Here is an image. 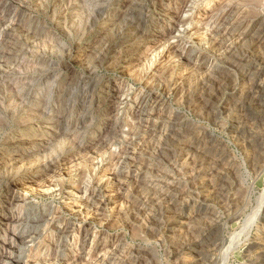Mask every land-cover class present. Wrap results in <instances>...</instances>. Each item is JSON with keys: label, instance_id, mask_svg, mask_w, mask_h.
<instances>
[{"label": "rangeland", "instance_id": "374dc122", "mask_svg": "<svg viewBox=\"0 0 264 264\" xmlns=\"http://www.w3.org/2000/svg\"><path fill=\"white\" fill-rule=\"evenodd\" d=\"M228 9L247 24L223 28ZM259 13L264 0H0V264H57L69 222L74 247L91 232L77 264H264ZM183 47L191 58L178 61ZM38 164L49 168L36 182L14 184ZM121 167L117 201L85 207ZM17 187L50 210L30 245L6 219Z\"/></svg>", "mask_w": 264, "mask_h": 264}, {"label": "bare ground", "instance_id": "6f19581e", "mask_svg": "<svg viewBox=\"0 0 264 264\" xmlns=\"http://www.w3.org/2000/svg\"><path fill=\"white\" fill-rule=\"evenodd\" d=\"M91 1V0H90ZM2 2V1H1ZM226 5V4H225ZM80 6V4H79ZM228 6V5H227ZM232 6V5H231ZM235 8V7H234ZM217 9V8H216ZM230 9V8H229ZM228 9V10H229ZM236 9V8H235ZM229 10L230 12H227L225 14V19L223 20L224 23L222 22V26L223 28H225L226 30H233L235 28H238L240 27V25L242 23H244V18L248 19L246 16L244 17V14L242 15L241 11L240 10ZM222 11V10H221ZM217 13V12H216ZM260 14V13H259ZM219 15V14H218ZM1 16V15H0ZM255 16L253 19H250L252 22H251V28L253 29H256L258 27H260L262 24H264V15L261 16V14L259 16H257L256 14H253L252 17ZM223 17V16H222ZM213 18V17H212ZM211 20V19H210ZM219 19H217V23L219 22L218 21ZM220 20L222 21V19L220 18ZM246 21H249V20H246ZM245 21V24H247ZM250 23V22H249ZM248 23V24H249ZM215 24V22H214ZM244 27V25H243ZM244 29V28H242ZM239 30V29H238ZM252 30V29H251ZM250 30V31H251ZM260 30V29H259ZM244 31V30H243ZM228 32V31H227ZM240 32V31H239ZM242 32V31H241ZM169 33V32H168ZM247 33V32H246ZM252 33V31H251ZM257 33V31H256ZM181 35V34H180ZM248 35V34H247ZM254 35V33L252 34ZM239 37V36H238ZM252 38V37H251ZM245 39V38H244ZM247 39V37H246ZM256 39V38H255ZM171 40V39H170ZM251 40V39H250ZM178 41V39H177ZM241 41V40H240ZM249 41V40H248ZM245 42V41H243ZM178 44V43H177ZM176 44V45H177ZM183 44V43H182ZM184 45V44H183ZM179 46V45H178ZM177 46V47H178ZM181 47V46H180ZM176 48V47H175ZM107 49V48H106ZM178 49V48H177ZM175 50V49H174ZM173 50V51H174ZM199 51V50H198ZM197 51V52H198ZM171 53V52H170ZM177 56H178V61H181L182 59L186 60L187 59H190L191 57L187 54L188 52H186V50L183 48H180L179 51L177 52ZM199 53V52H198ZM199 55V54H198ZM201 57V56H200ZM168 59V58H167ZM199 59V58H198ZM171 60V58L169 59ZM176 60V59H175ZM195 60V59H194ZM173 61V60H172ZM189 61V60H188ZM168 62V61H167ZM170 62V61H169ZM27 63V62H26ZM195 63V62H194ZM197 63V62H196ZM193 64V63H192ZM32 65V64H31ZM165 65V64H164ZM194 67V66H193ZM196 67V66H195ZM89 70V69H88ZM92 73V72H91ZM92 77V76H91ZM14 81V80H13ZM94 82V81H93ZM203 85V84H202ZM13 86V85H12ZM89 87V86H88ZM8 88V87H7ZM194 89V88H193ZM17 90V89H16ZM189 91V90H187ZM67 93V92H66ZM15 94V93H14ZM69 95V94H68ZM81 95V94H80ZM70 96V95H69ZM73 97V96H72ZM69 98V97H68ZM146 98V97H145ZM155 98V97H154ZM159 98V97H158ZM140 99V98H139ZM189 99V98H188ZM42 100V99H41ZM64 100V99H63ZM80 100V99H79ZM155 100V99H154ZM200 100V99H199ZM14 101V100H13ZM24 101V100H23ZM78 101V100H77ZM139 101V100H138ZM68 102V101H67ZM66 102V104H67ZM71 102V101H70ZM81 102V101H80ZM147 102L148 100H145L144 98L142 100L139 101V104L140 106L142 107H146L147 105ZM152 102V101H151ZM201 103V102H200ZM198 104V102L196 103ZM148 106V105H147ZM150 106V105H149ZM156 106V105H155ZM81 107V106H80ZM40 109V108H39ZM144 112H143V117L144 119H146V116H149V115H152V108L150 109V107H147V108H144L143 109ZM156 110V109H155ZM163 115V114H162ZM165 116V115H164ZM142 117V118H143ZM149 118V117H148ZM144 121V120H143ZM80 123V122H79ZM163 126V125H162ZM70 127V126H69ZM173 129V128H172ZM66 135V134H65ZM41 140V138H40ZM95 140V139H94ZM94 140H93V143H94ZM38 141H35L33 143H36ZM47 145V144H46ZM178 145V144H177ZM191 147V146H190ZM193 148V147H192ZM184 149L186 148H182V150L180 149V151H183ZM188 149V147H187ZM190 150V148L188 149ZM185 151V150H184ZM32 152V151H31ZM196 152V151H194ZM200 153V152H199ZM198 153V154H199ZM191 154V153H190ZM202 154V153H201ZM27 155V154H26ZM25 155V156H26ZM170 156V155H169ZM192 157V156H191ZM16 159V157L14 158ZM21 159V158H20ZM202 159V158H201ZM200 159V160H201ZM204 159V158H203ZM194 161V160H193ZM17 160H15L12 164L16 163ZM36 162V161H35ZM42 162V161H41ZM43 163V162H42ZM21 166V165H20ZM27 166V165H26ZM21 168V167H20ZM30 168H33L30 167ZM49 168V165L48 164H38L36 167H35V170L33 169V172L34 174L31 175L29 177V179L26 180V182L22 181V180H15L14 184L18 187H20L21 189H23V186H26L27 183H34L36 182V180L38 179L37 177L41 174H44L46 172V170H48ZM211 168V167H210ZM209 168V169H210ZM15 169V168H14ZM29 169V168H28ZM127 168H123L121 167V169H119L117 172H112L114 174H110V177H111V180L110 181H104L103 183H100L99 186L97 187V189L93 192L94 195L91 197V196H88V197H91L87 204H84V206H91L93 208H95L96 205H100V204H108V203H114L117 201V192L115 193V191L117 189H115L114 187H119L122 188L126 185V181H127V174H128V170H126ZM208 169V168H207ZM32 170V169H31ZM200 173V172H199ZM11 177L13 176V173H11ZM27 175V174H26ZM29 175V174H28ZM19 176V175H18ZM24 177V176H23ZM148 177V176H147ZM40 178V177H39ZM144 178H146V175L145 173H140L137 177V181H141L142 180L144 181ZM158 179V178H157ZM164 180V179H163ZM166 182V181H165ZM158 183V182H157ZM164 183V182H162ZM162 183H161V186H162ZM14 185V186H15ZM168 185V184H166ZM170 186V185H169ZM17 187V188H18ZM157 187V186H156ZM18 188V191H19V195L22 196V199L19 203L20 206H16L17 208L16 209V212L13 213L12 215L10 216H6V219H9L10 218V221L14 220V222L16 221V228H11L12 231H11V236L17 240L18 242H21L25 245H30L32 243H34L37 237V235L39 234V231H40V227L43 225V223H46L49 221V216H50V210L48 209H44L42 208L41 210H38L37 208H35V206H33L32 204V200H30V198L28 196H26L25 191H21V189ZM175 188V187H174ZM155 189V188H154ZM151 190V189H150ZM157 190V189H156ZM160 190H161V187H160ZM24 192V193H23ZM157 192V191H156ZM167 192V191H166ZM170 192V191H169ZM155 193V191H154ZM160 193V191H159ZM156 194V193H155ZM166 194V193H165ZM18 195V196H19ZM17 196V197H18ZM173 196V195H172ZM161 197H164L163 194L161 195ZM87 198V197H86ZM168 198V196L166 197ZM87 200V199H86ZM168 200V199H167ZM157 201V200H156ZM170 201V199H169ZM18 202V201H17ZM158 202V201H157ZM168 202V201H167ZM164 203V202H163ZM169 203V202H168ZM172 203V202H171ZM83 205V204H82ZM69 208V207H68ZM67 208V209H68ZM85 209V208H84ZM167 209V208H166ZM69 210V209H68ZM72 211V214L75 218H81V215H82V209L78 208V209H70ZM134 210V209H133ZM69 211V212H71ZM161 211V210H160ZM170 211V210H169ZM132 212V211H131ZM159 212V211H158ZM168 212V210H167ZM130 213V212H129ZM160 216V215H159ZM162 216V215H161ZM170 217V216H169ZM167 218V217H166ZM165 219V218H164ZM76 220H79V219H76ZM157 220V219H156ZM5 222H8V221H5ZM74 223V222H73ZM162 223V222H161ZM7 224V223H6ZM60 224V223H59ZM58 224V225H59ZM78 224V223H77ZM76 225V224H75ZM85 225V224H84ZM6 226V225H5ZM77 226V225H76ZM75 226V227H76ZM211 226H213L211 224ZM84 227V226H83ZM214 228V227H212ZM7 229V228H6ZM57 230V234H56V237L53 241V248H51V252L49 253L50 256H52L55 260V257H57L58 259V263H64V264H77L81 261V259L85 256V249H86V242L91 234V232L87 229V227L83 228V232H82V236L81 238L77 241L75 247H74V243L72 242V239L70 240L68 237H72V235L74 234V227H73V224L72 223H63V224H60L59 226H57L56 228ZM210 230V229H209ZM8 232V231H7ZM81 232V231H80ZM38 233V234H37ZM74 236V235H73ZM74 241V240H73ZM11 242V241H10ZM16 243V242H15ZM8 244V243H6ZM210 244V243H209ZM9 246V245H8ZM7 246V247H8ZM11 246V245H10ZM9 246V248H10ZM0 259L3 260V257L4 254L6 253V251H9L8 248L6 249L5 245H1L0 246ZM14 248V247H12ZM13 250H19L17 248L13 249ZM15 251V252H16ZM262 253V251H261ZM8 255V254H6ZM12 255V254H11ZM10 255V256H11ZM44 255V254H43ZM47 255V254H46ZM262 255V254H261ZM42 256V255H41ZM48 256V255H47ZM46 256V257H47ZM256 256H259V255H256ZM11 260L9 261L10 264H22L23 263V256L18 254V255H14L13 257H9ZM50 258V257H49ZM47 258V260L49 259ZM255 258V257H254ZM257 258V257H256ZM45 259V257H44ZM51 259V258H50ZM56 259V261H57ZM52 260V259H51ZM54 260L52 262H54ZM37 261H40L37 260ZM46 261V259L44 260ZM50 261V260H49ZM195 261H201L199 259H196ZM254 261V260H253ZM259 261V260H258ZM26 262V261H25ZM36 262V261H35ZM35 262H31L32 264H36ZM51 262V261H50ZM50 262L48 264H50ZM255 262V261H254ZM30 263V264H31ZM45 263V262H44ZM57 263V264H58ZM55 264V263H54ZM122 264V263H120ZM198 264H202V263H198ZM253 264V262H252Z\"/></svg>", "mask_w": 264, "mask_h": 264}]
</instances>
